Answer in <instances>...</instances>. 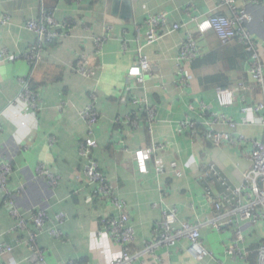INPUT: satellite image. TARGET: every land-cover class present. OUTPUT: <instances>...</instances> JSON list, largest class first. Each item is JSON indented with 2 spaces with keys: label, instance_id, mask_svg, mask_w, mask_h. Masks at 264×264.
<instances>
[{
  "label": "crops",
  "instance_id": "0c3cea01",
  "mask_svg": "<svg viewBox=\"0 0 264 264\" xmlns=\"http://www.w3.org/2000/svg\"><path fill=\"white\" fill-rule=\"evenodd\" d=\"M237 7L248 16L241 26L260 44L264 66V7L246 0L237 1ZM42 11L70 30H60L57 42L44 44L31 65L26 55L40 38L27 23L39 21ZM214 12L232 14L221 0H0V173L6 175L0 184V246L13 252L0 256V264H32V249L41 253L43 264H108L122 254L101 226L116 213L86 182L79 146L87 139L95 144L90 158L112 182L134 230L127 264H257L264 219L250 224L233 218L231 211L238 200L234 191L250 169L251 142L264 139V125L255 116L252 123L242 124V108L264 103V89L249 77L240 44L222 46L213 33L199 35L189 22V14L203 20ZM149 15H164L168 25L186 27L170 34L158 29L157 40L147 45ZM186 31L193 33L202 61L190 66L188 85L182 86L178 55ZM98 40V69L85 78L75 65L92 56ZM139 48L148 62L142 82L128 77ZM239 81L245 90L231 106L220 107L217 89L222 84L232 89ZM24 83L35 94L34 108L21 99ZM92 96L98 120L89 129L82 113ZM198 102L237 123L235 134L247 142L213 146L201 134L197 110L189 109ZM185 122L193 128H183ZM216 129L230 132L226 126ZM156 146L161 149L146 162V172H140L134 153ZM156 158L164 168L159 176ZM42 167L56 178L55 186L39 172ZM220 202L224 226L219 232L209 221ZM13 207L17 217L11 216ZM173 209L178 223L200 224L206 253L201 260L187 239L146 252L163 211ZM38 214L45 217L42 230L28 222ZM19 220L28 222L26 231L15 230ZM237 232L244 238L243 257L233 259L227 251Z\"/></svg>",
  "mask_w": 264,
  "mask_h": 264
},
{
  "label": "built area",
  "instance_id": "2783aa9c",
  "mask_svg": "<svg viewBox=\"0 0 264 264\" xmlns=\"http://www.w3.org/2000/svg\"><path fill=\"white\" fill-rule=\"evenodd\" d=\"M79 4L82 0H72ZM222 3L231 10L232 16L227 17L223 14L213 13L209 17L199 20L198 17L189 16V22L196 28L199 35L211 32L215 35L217 41L222 46L229 45L233 42L240 44L245 51L249 54L248 63V75L252 79L255 87L264 89V66L260 59L258 50L259 43L256 38L249 33L244 26H241L247 21L248 16L238 9L237 1L241 0H221ZM247 2H253L264 7V0H246ZM217 11V10H216ZM145 27L148 29V41L147 45L152 44L157 40L156 32L158 29H164L170 33H174L180 30H184L186 25L172 24L168 25L167 19L164 15L153 16L149 15L145 21ZM28 30L35 32L40 38V43L33 48L26 55L28 62L33 65L40 57L42 46L46 42H53L59 40L61 37L60 30H65L67 27L65 24L56 23L51 17L50 13L42 11L39 21H31L27 23ZM140 33V30H137ZM96 50L92 56L81 57L76 63L74 70L79 75L85 78H91L95 71L98 69L95 64L96 60L101 55V43L98 40L95 43ZM138 59L133 67L128 71V77L136 79L139 82L143 81V75L148 70V62L141 53V48L138 50ZM200 55V50L196 44V40L192 32H185L184 39L180 45L178 55V66L180 72V84L182 86L188 85L189 68L193 61H195ZM10 60L11 58H6ZM89 62L92 64L90 65ZM245 86L242 81H239L237 85L232 89H220L216 91V99L220 107H229L234 103L235 97L238 93L245 90ZM23 95L21 99L30 104L34 108L32 103L35 99L34 92L24 83ZM91 98V103L83 111L82 115L87 119L89 129H91L98 120V114L95 110V99ZM135 104L140 102L133 99ZM189 109L198 112L203 129L202 136L209 141L213 146L220 147L222 145L238 146L244 142H247L246 138L242 135H236L238 124L225 117L224 115L211 113V107L207 106L203 102H198L197 107L190 106ZM243 118L242 124L246 125L252 123L253 116H255L257 123L264 125V103L261 104H249L242 108ZM33 114V112H32ZM263 114V115H262ZM183 128H193L191 122H185L181 124ZM226 126L230 128V132L219 131L216 128ZM252 151L249 157L251 162L250 169L243 177L242 185L237 188L234 193L238 197V200L231 211L233 218L236 217L240 221H244L250 224H256L260 220L264 219V139L262 141H252ZM93 141L87 139L79 146L80 155L86 160V166L84 168V175L88 185L95 186V193L106 203H110V207L115 211L116 216H111L101 221V226L105 228L109 239L115 244L122 247V254L115 258L108 264H127L131 260V256L128 253L129 246L134 242V230L130 224V218L126 212L125 205L120 201L113 193L112 182L108 181L99 171L98 165L90 158V150L94 147ZM161 146H156L153 149H147L145 151H137L134 153L135 160L140 172H146V162L151 159V156L155 154L156 150H160ZM172 168L175 166L171 165ZM40 173H45L50 178V183L55 186L57 181L52 174L48 173L42 167L39 169ZM164 172L163 165L159 159H155V173L161 175ZM5 173H0V184L5 180ZM205 193H209L207 190ZM222 202L215 205L216 215L209 221L212 228L216 231H222L223 214H220ZM11 205L6 203L5 205ZM12 217H17L16 210L12 209ZM33 224L34 229L42 230L45 225V217L43 214H38L30 221ZM28 222L19 220L15 226V230L24 232L28 229ZM178 226L177 228H175ZM200 224L190 225L188 223H178L177 212L173 209L170 211H163L162 223L156 224L152 230V240L146 247V252H150L158 245L167 244L174 245L175 241L181 239H187L191 243V248L196 253V258L201 260L205 255V251L202 247L199 234ZM27 235V233H26ZM54 235V234H53ZM31 235L29 234V237ZM58 237V234L54 235ZM28 238V235H27ZM35 240V238H31ZM243 236L240 232L235 234L234 240L228 248V255L233 259L243 257L242 249L240 245L243 243ZM31 251L30 262L32 264H43V256L37 251ZM12 248L7 245L0 246V256L11 255ZM257 264H264V239H262L260 245L256 250ZM11 261V260H10ZM72 264H88V263H72ZM223 264V263H221Z\"/></svg>",
  "mask_w": 264,
  "mask_h": 264
},
{
  "label": "trees",
  "instance_id": "16d2710c",
  "mask_svg": "<svg viewBox=\"0 0 264 264\" xmlns=\"http://www.w3.org/2000/svg\"><path fill=\"white\" fill-rule=\"evenodd\" d=\"M82 1H85V0H82ZM74 2V1H73ZM75 3V2H74ZM219 14H222V13H219ZM231 16H232V14H231ZM68 29V30H67ZM67 29H65L66 31H69L70 29L69 28H67ZM64 31V30H63ZM53 42H57V40L56 41H53ZM47 46L48 45H50L51 44V42H46L45 43ZM242 49H243V52H242V56H243V58L245 59V61L246 60H248L249 59V54L245 51V49L242 47ZM200 57V56H199ZM197 58L195 61H193V63L191 64V68H193V67H195V64H197V63H199V62H201L202 61V57H200V58ZM224 78V77H223ZM212 80H217V79H220V77L219 76H217V77H215V76H213V78H211ZM226 87V85H221L220 86V89H224ZM200 134V133H199Z\"/></svg>",
  "mask_w": 264,
  "mask_h": 264
}]
</instances>
